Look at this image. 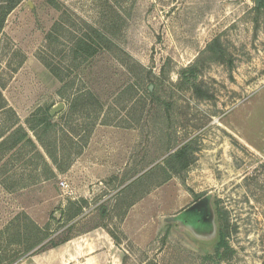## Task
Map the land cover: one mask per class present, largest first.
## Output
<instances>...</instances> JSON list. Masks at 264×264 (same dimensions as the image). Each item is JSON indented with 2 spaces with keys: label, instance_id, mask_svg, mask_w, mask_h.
Listing matches in <instances>:
<instances>
[{
  "label": "rangeland",
  "instance_id": "obj_1",
  "mask_svg": "<svg viewBox=\"0 0 264 264\" xmlns=\"http://www.w3.org/2000/svg\"><path fill=\"white\" fill-rule=\"evenodd\" d=\"M0 31V264L85 235L87 264H264V1L21 0ZM212 205L217 260L165 221L210 233Z\"/></svg>",
  "mask_w": 264,
  "mask_h": 264
},
{
  "label": "trees",
  "instance_id": "obj_2",
  "mask_svg": "<svg viewBox=\"0 0 264 264\" xmlns=\"http://www.w3.org/2000/svg\"><path fill=\"white\" fill-rule=\"evenodd\" d=\"M20 2H21V0H7V3H6L7 5L5 6L6 10L2 14V16H0V30H2L3 24L6 21V17L8 16V14L10 12H12L18 6V4ZM89 33H91L90 34L91 41L87 40V39L81 40L80 42L82 43V47H81V51L78 52V53L85 54L86 58L94 56V54L97 52V48H98L97 46L102 48V47L108 46L112 42L111 38H109L107 35H105V33L103 31H100L99 29H96L92 26H90ZM38 126H41L42 133L36 132L35 135L42 142L43 141L42 137L46 136L50 130H53L55 127V124H54L53 120L51 119V116L49 114H45L41 119H39ZM14 137L16 138L14 145L19 141L26 140L28 143L35 146L34 142L29 137L27 131L23 127H19L16 130H14L13 132H11L9 135V140L14 138ZM45 147H46V145H45ZM47 154H49L52 157V153H50L49 150H47ZM55 158L57 159L56 156H55ZM45 164H46V166H49L47 161L45 162ZM196 197L199 198V197H201V195L197 194ZM78 214L73 215L72 218H75ZM217 215H218L220 233H219V240L213 246V250L215 251L214 256L212 255L216 260L221 259V257H224V254L226 252L227 211H225L223 208L217 207ZM53 218H54V220L58 221L57 218H55V217H53ZM58 222H60V220ZM47 237L48 236H45L43 239L40 240L39 243L43 242ZM70 239H72V238L67 237L65 240L58 242V243H55L54 239H51L49 242H47L46 244L39 247V249H37L35 251V254H36V252H40V250L46 251L50 248H54L56 246H59L60 244L69 241ZM50 243H51L50 248H46V245L50 244ZM10 264H13V262Z\"/></svg>",
  "mask_w": 264,
  "mask_h": 264
},
{
  "label": "crops",
  "instance_id": "obj_3",
  "mask_svg": "<svg viewBox=\"0 0 264 264\" xmlns=\"http://www.w3.org/2000/svg\"><path fill=\"white\" fill-rule=\"evenodd\" d=\"M88 236H81L77 239L60 244L27 259L29 264H87L84 258L87 256L99 258L102 254L107 256L106 251L102 253L103 247H100V255H95L90 248H95ZM98 248V247H97Z\"/></svg>",
  "mask_w": 264,
  "mask_h": 264
},
{
  "label": "water",
  "instance_id": "obj_4",
  "mask_svg": "<svg viewBox=\"0 0 264 264\" xmlns=\"http://www.w3.org/2000/svg\"><path fill=\"white\" fill-rule=\"evenodd\" d=\"M261 1H264V0H256L257 5H259ZM63 107H64V104L61 103L58 106H56L51 111V113L55 115L56 113L61 111ZM212 214H213L212 216H213L214 230L204 235L198 234L195 230H193V228L186 226L182 224L181 222H175L176 221L175 217L166 218L165 221H169V220L171 222L174 221L177 227H181L185 230V232L187 233V235L192 241L203 244V245L214 246L216 242L219 240L220 227H219V222H218V215L213 205H212ZM55 217H58V213L56 214Z\"/></svg>",
  "mask_w": 264,
  "mask_h": 264
},
{
  "label": "flooded vegetation",
  "instance_id": "obj_5",
  "mask_svg": "<svg viewBox=\"0 0 264 264\" xmlns=\"http://www.w3.org/2000/svg\"><path fill=\"white\" fill-rule=\"evenodd\" d=\"M204 196H205V195H203V196H201V197H199V198L196 197V198L193 200V202H192L189 206H191L193 203H196V202L200 201ZM189 206H188V207H189ZM188 207H186V208H188ZM186 208H185V209H186ZM183 210H184V209H183ZM183 210H182V211H183ZM175 222H177V221H175Z\"/></svg>",
  "mask_w": 264,
  "mask_h": 264
},
{
  "label": "built area",
  "instance_id": "obj_6",
  "mask_svg": "<svg viewBox=\"0 0 264 264\" xmlns=\"http://www.w3.org/2000/svg\"><path fill=\"white\" fill-rule=\"evenodd\" d=\"M63 185H65V183H62Z\"/></svg>",
  "mask_w": 264,
  "mask_h": 264
}]
</instances>
